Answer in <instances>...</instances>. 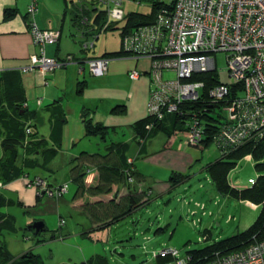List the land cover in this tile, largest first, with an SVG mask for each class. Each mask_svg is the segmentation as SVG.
<instances>
[{
	"label": "crops",
	"instance_id": "1",
	"mask_svg": "<svg viewBox=\"0 0 264 264\" xmlns=\"http://www.w3.org/2000/svg\"><path fill=\"white\" fill-rule=\"evenodd\" d=\"M31 2L32 0H0V68L4 69L0 75V264H131L124 257L134 260L136 256L119 254V246L111 244L114 237L113 226L126 221L130 216L144 214L143 211L155 199L174 194L187 180L176 184L171 179L176 175H183L187 166L173 156L165 167L166 172L170 173L168 180L149 176L141 170L137 161L142 155H147V144L157 133L151 131L146 139L141 138L135 125L146 117L132 124H125L126 117L119 116L129 111V100L133 97L129 100L106 101L107 111L101 115L105 100L89 95L86 69L80 73L79 67L70 65L47 75L39 70L23 71V68L31 65V56L38 52L30 30L32 19L28 15V8ZM89 3L90 0L40 1L39 11L34 17L36 24L42 30L60 32L59 41L46 46L48 57L72 55L80 59L83 54L90 55L95 49L96 43L89 50L82 47L79 56L71 51L72 46L69 45L71 40L77 45H83L88 40L80 37L81 35L79 38L83 41L77 40V31H80L81 25L75 11L79 12L82 6L88 7ZM79 15L81 16V12ZM104 54L94 56V52L89 57H102ZM112 61L106 76L112 71L114 75H126L131 79L130 72L137 70L141 76L133 81H139L145 76L151 79L148 72L151 62L148 60L137 61L122 57ZM118 107H125L126 110L115 113L114 110ZM38 119L42 124L37 122ZM88 122L100 124L107 130L98 135H90L87 132ZM175 122L173 116H168L163 127L170 130ZM29 123L37 138L32 146L26 147L28 137L25 128ZM175 125L177 127L174 132L181 131L185 136L186 129L177 123ZM127 130L132 136L123 141L119 135L124 136ZM159 131L167 134L163 129ZM134 143L138 147L136 157L132 158L129 153ZM94 146L98 147V152L90 150ZM171 151L173 150H163L147 155L145 162L159 163L162 155L170 156ZM248 158L252 159V156ZM130 160L133 161L131 167L135 170L133 183L127 181V174L124 172L130 165ZM30 171L34 172L35 178L46 180L52 187L69 185L65 196L58 199L47 197L46 200L52 206L57 204L59 211L66 215L60 216V221L65 220L66 223L60 226L59 221L60 228L57 231L49 230L45 220L37 218V210L44 203L45 197L39 198L34 188L26 186L23 174ZM62 172L64 176L61 181H52L55 173ZM208 181L215 189L213 180L208 178ZM195 203L204 204L199 201ZM16 209L20 210V215L26 220L23 227L19 225V217L14 212ZM130 210L132 212L128 216L116 220ZM194 212L196 216L198 213ZM213 218L214 211L208 210L207 205L202 211L200 223L206 224L209 229ZM174 219L171 216L170 221L158 230L168 232ZM180 219L183 220L184 217L180 216ZM36 221H43L46 225V231L40 236L28 229ZM69 221L76 222L75 230L63 229L68 226ZM141 233L144 235L142 230L135 235L139 236ZM11 235H18L21 241L13 239ZM61 236L64 238L60 239ZM71 237L82 251L80 257L66 255L61 249L59 259L56 261L53 255L51 262L46 261L39 252L42 246L50 242H62ZM27 254L35 255L31 257V263L21 261V257ZM7 255L13 260L8 262ZM157 258L163 261L162 258Z\"/></svg>",
	"mask_w": 264,
	"mask_h": 264
},
{
	"label": "built area",
	"instance_id": "2",
	"mask_svg": "<svg viewBox=\"0 0 264 264\" xmlns=\"http://www.w3.org/2000/svg\"><path fill=\"white\" fill-rule=\"evenodd\" d=\"M40 1L32 0L28 8L32 19L30 30L38 52L31 56V65L23 71L39 70L47 75L75 65L80 73L87 66L93 77L106 76L112 58L46 55V46L57 43L60 32L42 30L36 24L34 17ZM124 2L90 0L88 7L79 9L91 12V16L82 14L80 19L81 37L88 39L83 42L84 50L94 48L101 33L110 25L124 20ZM100 12L106 13L107 20L99 34V25L94 20ZM122 48L126 53L124 58L151 62L147 114L158 122L169 115L181 119L186 128L185 145L198 147L206 139L207 125L203 116H216L210 112L214 106L222 111L213 141L220 153L226 155L247 145L264 143V0H175L171 9L163 8L158 12L155 23L126 34ZM219 55L225 56L229 74L236 84L220 82L207 89L205 81L196 77L212 72L218 74ZM3 72L0 68V75ZM140 76L137 70L130 72L132 80ZM146 128L150 131L153 125ZM26 132L28 136L34 134L31 123ZM129 164L132 166L133 161ZM132 170L131 167L126 171L130 183L134 182ZM25 179L28 188L50 199L61 198L69 191L68 184L52 187L41 178L31 180L25 175ZM195 205L202 211L206 209L205 204ZM65 223L61 220L60 226ZM207 240L208 236L200 239ZM154 256L170 257L172 264H189L192 260L189 255L181 257L176 249L154 252ZM205 264H264V241L229 254H217Z\"/></svg>",
	"mask_w": 264,
	"mask_h": 264
},
{
	"label": "rangeland",
	"instance_id": "3",
	"mask_svg": "<svg viewBox=\"0 0 264 264\" xmlns=\"http://www.w3.org/2000/svg\"><path fill=\"white\" fill-rule=\"evenodd\" d=\"M174 1L159 0L164 5H171ZM100 7L103 8L104 6ZM123 7L127 14L148 16L152 12V2L150 0H125ZM122 24H118L119 28ZM80 35L81 32L77 31V40L81 42ZM121 37L120 30L103 32L95 42L96 47L91 51L90 55L83 54L82 57L87 59L89 56H93L94 52V56H99L104 53L119 51ZM69 45L72 46L71 51L74 54H81L79 51L82 50V45H77L74 40H71ZM142 64L143 66L145 65L144 63ZM217 65L218 80L223 84L235 85L236 81L229 74L224 55L218 56ZM85 69L87 71L85 77L89 82V95L96 98L101 97L105 100L101 115L107 111L106 101L111 99L129 100L133 97L129 100V111H125L124 114H119V116L126 117L124 118L125 124H132L141 118L147 117L148 96L151 87V79L148 76L141 78L139 81H133L126 75H114L111 71L109 76L93 77L89 73L87 66H85ZM183 126L185 128V125L181 127ZM154 133H157V135L152 137L147 144L148 156L163 150L172 149L173 151H171V154L169 153L170 156L167 154L164 155L166 157H163L162 155L159 163L145 162L147 155H142L137 161L138 167L149 176H157L168 180L170 173L166 172V163L171 161L173 156H176L181 161L180 163L187 166L183 176L188 179L175 190L174 194L170 193L165 198L155 199L143 211L144 214L130 216L126 221H121L117 226H113L114 237L111 239V244L114 243L112 245L119 246V254H125L126 256L134 254L136 256L134 260L126 257H124V260L131 264H172V260L163 259V261H159L158 258H155L154 252H160L164 249H176L179 251V255L184 257L190 251L207 248L217 242L244 234L256 227L264 214V202H257L249 196L243 197L242 194L252 190L259 182L264 183V157L262 159H249L247 156L228 159L227 161L235 163V166L229 169L226 165L222 172L226 176L228 185L238 194L230 195L229 197L221 196L217 194L208 181V178L212 176L211 168L221 159V154L215 144L212 143L208 147L187 146L184 143V135L181 131L174 133L172 138L162 131ZM131 136L132 133L127 130L124 136L120 134L119 138L127 141ZM29 140L30 137L27 138V142ZM137 147L138 145L134 143L131 148L129 156L132 158L136 157ZM90 150L98 152V147H91ZM24 174H29L31 180L35 178L33 171H30V173L25 172ZM63 174V172L62 174L55 173L52 181L55 179L61 181ZM46 200H48L47 197H45L44 203L37 210L36 214L39 216L37 218L45 220L49 230L57 231L60 228V216L63 214L65 217L66 215L59 211L57 204L52 206V204H47ZM198 201L206 206L208 205V210L214 211L212 226L209 229L206 224L200 223L202 210L195 205V202ZM194 211L198 213L196 216L193 215ZM14 212L19 217V225L25 226L26 220L20 215V210L16 209ZM171 216L175 218L171 229L168 232L158 230L159 227L165 226L170 221ZM180 216H183L184 219L181 220ZM138 219L139 223L137 224ZM74 220L76 221L77 219ZM75 221H69L68 226L63 229L67 231L75 230ZM194 221L196 225L193 224ZM185 227H188V229L186 230ZM141 230L144 231V235L142 233L139 236L138 234L135 235ZM206 235H208L209 240L200 241ZM11 237L21 241L18 235H11ZM75 241L71 237L62 242H50L42 246L39 252L46 261L51 260L50 258L53 255L57 261L61 249L65 251L66 255L80 257L82 251L75 244ZM62 245L72 247L64 248Z\"/></svg>",
	"mask_w": 264,
	"mask_h": 264
},
{
	"label": "trees",
	"instance_id": "4",
	"mask_svg": "<svg viewBox=\"0 0 264 264\" xmlns=\"http://www.w3.org/2000/svg\"><path fill=\"white\" fill-rule=\"evenodd\" d=\"M138 1H142V0H138ZM150 1L152 2L151 14H149L148 16L139 15V14H126L124 20L120 22V23H123L122 26H120V28L118 26L119 23H115L113 25H110L106 30H104V32L111 31V30H120L121 35H122V40H123V37L129 32H132L133 30L138 29L140 27L155 23L158 12L163 8L171 9L175 2L174 1L171 5H164L163 3L159 2V0H150ZM84 13H86L88 16H91L90 11L85 12V10H83V12H81V15ZM75 14L78 17V22H80V18H81V16L79 15L80 11L79 12L75 11ZM106 20H107V15L105 12H100L96 16L94 21L96 22L97 25H99V28H100L98 30L99 34L103 31L102 28ZM80 25H81V22H80ZM80 27L82 29V26ZM102 57L117 59V58L126 57V53L123 51V48H122L118 52L106 53ZM88 58H91V57H88ZM196 78L204 80L206 83L207 89H210L213 86L220 84V81L218 80V75L215 72L208 73V74H200ZM198 107L199 105H197V108ZM122 110H126L125 107H118L114 110V112L121 113ZM210 112L216 113L215 114L216 116H211V115L203 116V119L205 120L206 125H207L206 139L198 147H203V146L208 147L212 143L214 144L213 142L214 137L219 129V124H220V120L218 119V117L219 116L221 117L222 111L219 109V106L218 107L214 106L212 110H210ZM169 116H173V115H169ZM173 117L175 118V121H176L175 124L177 123L181 126L185 125V123L181 119H179L176 116H173ZM164 121L158 122L154 120L153 118L149 117L147 114V117L145 119L138 121L135 125L136 130L138 131V136L146 139L148 134L151 131L155 132V131H159L163 129L167 132L168 136L172 138L173 134L176 132L175 129L177 126L173 124L172 128L170 130H167L163 127ZM148 125H153V128L150 131H148L146 128ZM106 130L107 128L100 124L93 125L90 122L87 123V132L90 135H98L102 132H105ZM25 132H26V128H25ZM26 136H28L27 132H26ZM29 137H30V140L29 142H27L28 145H26V147L32 146V144L35 142V139L37 138V134L34 133L33 135L28 136V138ZM24 143L25 141L22 142V146H24ZM220 154H221V159L216 163V165H214L213 168H211L212 176L210 178L213 180L217 194L221 196L229 197L230 195H237L238 193L234 191L233 189H231V187L228 185L226 181V176H224V173L222 172L226 165L228 166L229 169L235 166V163L229 162L227 160L232 159V158L233 159L240 158V157L244 158L247 156H252L253 159H262V157H264V143L263 142L258 143L256 146L247 145L243 148L230 152L226 155L222 153ZM130 168H131V165H129L124 170V172L126 173V171L129 170ZM25 175L27 174H23V176ZM132 175H133V178H135V170H132ZM187 179L188 178H186L183 175H176L171 180H172V183L174 182L178 184V183L185 182ZM127 181H128V177H127ZM242 196L243 197L249 196L257 202H264V183L259 182L258 185H256L252 190L245 192V193L243 192ZM38 197L43 198L44 196L38 195ZM131 212L132 210L128 211L127 213H124L123 215L119 217V219H116V220H121L122 218H125ZM30 231L34 232L33 230H30ZM59 238L63 239L64 237L61 236ZM208 240H209V237H208ZM260 241H264V214L261 217L259 223L256 225V227H253L250 231L244 234H241V235H237L233 238L223 240L221 242H217L207 248L190 251L186 253V255H189L192 257V260L189 264H205L207 261L215 258L217 254H220V255L229 254L231 252L241 250L245 247L252 245L255 242H260ZM33 256L35 257V255ZM33 256L30 254H27L24 257H21V261L25 260L31 263V259L33 258ZM7 259H8V262L13 260L12 257H10V255H7ZM162 259L169 260V261L172 260L170 257L162 258Z\"/></svg>",
	"mask_w": 264,
	"mask_h": 264
},
{
	"label": "water",
	"instance_id": "5",
	"mask_svg": "<svg viewBox=\"0 0 264 264\" xmlns=\"http://www.w3.org/2000/svg\"><path fill=\"white\" fill-rule=\"evenodd\" d=\"M37 122L39 123L40 120L38 119ZM40 124H42V123L40 122ZM28 229L33 230L35 232L36 236H40V234L42 232L46 231V225L43 221H36V222L32 223L31 225H29Z\"/></svg>",
	"mask_w": 264,
	"mask_h": 264
}]
</instances>
